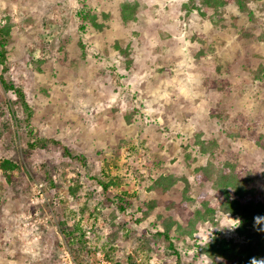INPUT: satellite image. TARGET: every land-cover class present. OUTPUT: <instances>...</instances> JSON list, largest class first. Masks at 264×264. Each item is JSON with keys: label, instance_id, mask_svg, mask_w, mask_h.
Returning <instances> with one entry per match:
<instances>
[{"label": "rangeland", "instance_id": "obj_1", "mask_svg": "<svg viewBox=\"0 0 264 264\" xmlns=\"http://www.w3.org/2000/svg\"><path fill=\"white\" fill-rule=\"evenodd\" d=\"M228 1L0 0V264L223 263L243 214L195 168L264 203V0Z\"/></svg>", "mask_w": 264, "mask_h": 264}, {"label": "trees", "instance_id": "obj_2", "mask_svg": "<svg viewBox=\"0 0 264 264\" xmlns=\"http://www.w3.org/2000/svg\"><path fill=\"white\" fill-rule=\"evenodd\" d=\"M236 3L241 11H247L248 6L243 2V0H232ZM203 5L207 7H215L219 9L230 3L228 0H202ZM189 5L186 4L185 7ZM195 7V10H199V6L196 3L191 5ZM132 6L125 4L126 9H131ZM135 6H133L134 9ZM126 18V17H125ZM9 32L5 29L0 28V61L5 64L6 53H7V42H8ZM7 71L6 66L3 67V72L0 74V82L7 90H12L21 99L26 110L30 109L28 102L25 99V94L21 88L15 86L14 84L7 81L4 73ZM31 113H29L30 115ZM247 134L249 133L246 130ZM31 146H35L31 144ZM209 168V167H197L195 168L198 174L202 173L203 176H199L204 181L213 180L215 188L219 189V199L221 202V209L223 212H231L234 214H243V220L239 224L237 230V238L240 242L230 240V241H219L218 247L217 243L212 244V252L218 254V257L222 258L223 263L214 264H224L225 261L230 260L232 264H251V259L256 258L257 260H264V231L260 230V225L256 227L253 226V217L259 214H264V203L260 201L259 197L253 194L250 199L247 198V194L250 189L247 187L246 181L242 178L244 171H246L243 166H235L233 164H226L222 169ZM0 171L4 175L5 179L9 183H14L16 181V171H18V165L11 159L3 158L0 159ZM242 172V174H241ZM166 179H161L159 184H164ZM169 182L167 185L171 184ZM105 186V185H104ZM203 201V210H197L194 213L193 220H191L190 225L195 227L198 222H203L206 220H215V215L218 208H211L208 205L210 197ZM248 199L249 201H245ZM243 200V203H242ZM219 211V210H218ZM217 247V248H216Z\"/></svg>", "mask_w": 264, "mask_h": 264}, {"label": "clouds", "instance_id": "obj_3", "mask_svg": "<svg viewBox=\"0 0 264 264\" xmlns=\"http://www.w3.org/2000/svg\"><path fill=\"white\" fill-rule=\"evenodd\" d=\"M260 225V230L264 231V214H259L253 217V226ZM251 264H264V260L251 259Z\"/></svg>", "mask_w": 264, "mask_h": 264}, {"label": "built area", "instance_id": "obj_4", "mask_svg": "<svg viewBox=\"0 0 264 264\" xmlns=\"http://www.w3.org/2000/svg\"><path fill=\"white\" fill-rule=\"evenodd\" d=\"M70 264H76V263H75V262H73V263L71 262ZM81 264H84V263H81ZM102 264H103V263H102Z\"/></svg>", "mask_w": 264, "mask_h": 264}]
</instances>
